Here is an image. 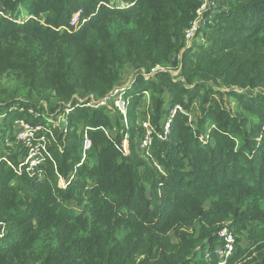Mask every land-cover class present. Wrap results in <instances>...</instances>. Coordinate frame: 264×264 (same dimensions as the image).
I'll list each match as a JSON object with an SVG mask.
<instances>
[{
	"label": "trees",
	"instance_id": "obj_1",
	"mask_svg": "<svg viewBox=\"0 0 264 264\" xmlns=\"http://www.w3.org/2000/svg\"><path fill=\"white\" fill-rule=\"evenodd\" d=\"M212 2L0 0V264H205L223 229L227 264H264V0ZM126 69V118L84 106Z\"/></svg>",
	"mask_w": 264,
	"mask_h": 264
},
{
	"label": "built area",
	"instance_id": "obj_2",
	"mask_svg": "<svg viewBox=\"0 0 264 264\" xmlns=\"http://www.w3.org/2000/svg\"><path fill=\"white\" fill-rule=\"evenodd\" d=\"M210 6H213L212 0H204V4L202 5L201 9L198 11L199 17H200V15L203 14V11L210 8ZM77 19H78V14H76L72 17L71 23H70V25L72 27L76 26ZM197 27H198V24L194 23L193 26L189 30L186 31L185 39H186L187 43H189L191 41L192 35L197 30ZM158 69L159 68L156 67L152 71V73ZM148 76L149 75H146V77H148ZM127 87H128V84L117 87V88L113 89L108 96H105L104 98H102L100 100L81 101V102H83L84 106H86V107L114 109V110L118 111L119 113H121L123 118H126L127 102L125 100V95L127 93ZM176 111H182L180 106H175L172 110L169 111L167 118L165 120H163L161 123V131H162L161 133H154L149 120H142L141 121L140 125L142 126V128L144 130L143 138L141 139V141L139 143V148L141 150L148 148V146L152 142V136L154 134L161 141L167 140L168 135L170 134V123L173 120V118L176 114ZM124 122H126V121H124ZM16 126L23 129L27 133V135H29L30 137H33V135H34L33 133L35 131L40 130L39 127L32 128L22 121L16 122ZM17 135L18 136H16V138H17L16 140L23 142V144L27 148H29L27 158L30 157L29 153L33 152V151H36L37 154L39 155L38 160H36L34 163H30V165L35 166V165H38L40 162H42L40 149H42V151H43V147H41L39 144L32 146V145H30V141L28 139L30 137L22 136L21 134H17ZM84 136L85 137H84V141H83V154L89 149V146H90L89 140H88L86 134ZM122 153L124 156L129 154L127 140H124V142L122 144ZM83 159H84V155H83ZM29 160H27V162H30ZM59 184L62 188H64L66 186V183L61 179H59ZM217 239H218V243L214 247V249L213 250L211 248L207 249L203 253V260L205 261V264H227L231 255L234 253L235 237L233 236V234L230 231H228L227 229H223V230L219 231L217 234Z\"/></svg>",
	"mask_w": 264,
	"mask_h": 264
},
{
	"label": "rangeland",
	"instance_id": "obj_3",
	"mask_svg": "<svg viewBox=\"0 0 264 264\" xmlns=\"http://www.w3.org/2000/svg\"><path fill=\"white\" fill-rule=\"evenodd\" d=\"M206 6V5H205ZM161 70V69H160ZM135 74H133L132 73V71L131 70H129V69H126L124 72H122V74L120 75V79H119V82L115 85V87H118V84H123V85H126V84H128L129 83V81H132V78H133V76H134ZM173 76H174V80H175V82H179V80H180V77L178 76V73H177V71L176 72H174L173 73ZM0 84H1V87L2 88H4L5 90H6V92H12V90L13 89H15L16 88V82H15V80H14V78L13 77H11V76H4L3 78H2V80L0 81ZM114 87V88H115ZM22 94H23V91L22 90H19L18 91V96L19 97H21L22 96ZM18 97V98H19ZM144 102V101H143ZM142 102V106L144 107V103ZM145 102H147L148 104H149V100H146ZM235 103H234V101L233 100H230V102H228V105H229V107H231V106H233ZM42 106L45 108L46 107V105H44V104H42ZM195 106V105H194ZM196 107V106H195ZM195 114L197 113L196 112V110H195V112H194ZM195 114L193 115V116H195ZM45 116V115H44ZM193 116H192V121H193V124L195 123V120H194V118H193ZM45 118H46V120H49L50 121V117H46L45 116ZM146 119H148V118H146ZM2 120H3V117L2 116H0V125H1V123H2ZM61 120V117H59V121ZM16 124V123H15ZM14 128V137L16 138V136H18L17 134H21L22 136H27V137H30L29 135H27V133L23 130V129H21V128H19L18 126H14L13 127ZM17 139V138H16ZM8 144H9V146H12V144L13 143H9L8 142ZM15 150V149H14ZM30 154V157H26V160H25V163H27V160H29L31 157V159L29 160L30 162H28V164L30 165V163H34L36 160H38V157H39V155L37 154V152L36 151H33V152H30L29 153ZM34 155V156H33ZM143 159H145L144 157H142ZM30 166H33V165H30ZM238 239H239V237H237ZM239 245L242 247V249L243 250H249V249H251V244L246 240V239H244V238H241L240 239V243H239ZM255 256V253H253L252 255H251V258L252 257H254ZM241 262L242 261H237L235 264H241Z\"/></svg>",
	"mask_w": 264,
	"mask_h": 264
}]
</instances>
